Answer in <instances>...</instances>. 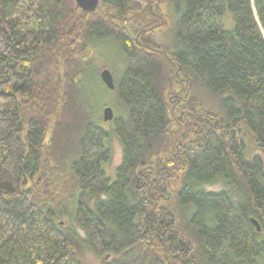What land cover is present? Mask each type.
<instances>
[{"label": "trees", "instance_id": "trees-1", "mask_svg": "<svg viewBox=\"0 0 264 264\" xmlns=\"http://www.w3.org/2000/svg\"><path fill=\"white\" fill-rule=\"evenodd\" d=\"M87 246L99 264H264V0H0V264H91Z\"/></svg>", "mask_w": 264, "mask_h": 264}, {"label": "rangeland", "instance_id": "rangeland-1", "mask_svg": "<svg viewBox=\"0 0 264 264\" xmlns=\"http://www.w3.org/2000/svg\"><path fill=\"white\" fill-rule=\"evenodd\" d=\"M163 10L166 14L167 25L162 27L160 31L158 32L156 42L162 45L164 44V45L173 47L174 42L176 41V35H177V32H176L177 16L175 15V11L173 10V8L170 7L167 3L163 5ZM229 15H230L229 12L225 14V19L229 18L227 20L228 23H230L231 21ZM231 24L233 26V22H231ZM102 51H104V49ZM105 51H104L105 58H109V60H111V62L113 63L114 70H112V72L116 77L124 67L123 58L114 46H109L105 48ZM103 61L104 59H99L98 64H101ZM100 87L103 88L104 86L100 84ZM107 95L106 96L102 95L98 97V102L100 106L105 104L107 100L109 99ZM101 124L104 129L110 130V136L107 140V144L112 150V157L110 161L105 164V169H106L108 176L112 178L115 176V171L117 167L121 164L123 148H122L121 142L111 130L112 129L111 123L103 120ZM199 187L205 190H210V191L212 190L221 191L225 188L222 183L203 184V185H200ZM66 222L76 227V229H80V227L76 223H74L71 219L67 218ZM85 249H86V256H87L88 262L91 264H99L101 261L100 257L96 255L94 251L90 249L89 246L85 247Z\"/></svg>", "mask_w": 264, "mask_h": 264}, {"label": "water", "instance_id": "water-1", "mask_svg": "<svg viewBox=\"0 0 264 264\" xmlns=\"http://www.w3.org/2000/svg\"><path fill=\"white\" fill-rule=\"evenodd\" d=\"M76 5L83 11L94 12L99 6V0H75ZM100 78L108 89L113 90L115 88V77L112 70L108 67H104L100 71ZM103 120L106 122L113 121L115 117L114 108L107 104L102 110ZM253 222L257 225V229L260 230V225L253 219Z\"/></svg>", "mask_w": 264, "mask_h": 264}]
</instances>
